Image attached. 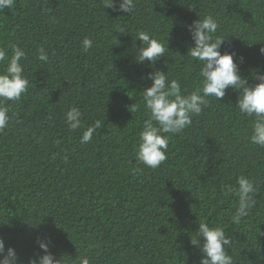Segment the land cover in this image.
<instances>
[{"label": "trees", "instance_id": "1", "mask_svg": "<svg viewBox=\"0 0 264 264\" xmlns=\"http://www.w3.org/2000/svg\"><path fill=\"white\" fill-rule=\"evenodd\" d=\"M135 2L129 16L103 9V0H15L0 11V47L24 48L20 63L29 81L20 101L9 102L17 115L0 131V238L25 264L45 237L65 264L82 255L92 264H198L190 239L206 220L231 237L234 264H264V148L246 139L252 118L233 108L237 92L210 98L172 136L156 169L135 159L147 118L140 92L151 84L141 77L167 71L185 93L199 84L181 25L212 15L217 35L227 38L220 52L244 57L240 74L251 86L253 72L264 70V0ZM138 31L168 48L151 68L134 62ZM84 38L93 41L87 52ZM40 47L48 63L37 60ZM71 107L81 110L85 128L101 121L86 144L83 129L70 131L64 122ZM241 174L259 186L257 204L233 224L237 197L223 193Z\"/></svg>", "mask_w": 264, "mask_h": 264}, {"label": "clouds", "instance_id": "2", "mask_svg": "<svg viewBox=\"0 0 264 264\" xmlns=\"http://www.w3.org/2000/svg\"><path fill=\"white\" fill-rule=\"evenodd\" d=\"M14 2L15 0H0V11L11 9ZM102 7L118 14L127 13L129 16L136 10V2L103 0ZM181 26L190 35L191 45L188 47L187 56L198 62L199 84L191 92L185 93L182 92L181 83L176 79H170L167 71H150L141 77L150 80L151 84L140 92L147 118L143 121L142 130L138 134L135 152L137 163L150 169L159 167L167 159L166 152L172 136L182 133L189 127L193 117L200 116L209 106L210 98L222 100L227 89L238 93L235 106L232 107L239 114L252 118L250 134L246 136L248 143L264 148V70L258 69L253 72V78L257 83L249 86L248 80L242 78L240 74V64L244 63V57L237 56L235 52L225 51L223 54L220 52V47L226 43L227 38L217 35L219 24L212 15L198 17L191 24ZM137 40L141 46L135 47L134 44L132 51L134 62L141 66L147 61V66L151 68L168 52L167 46L148 31H138L135 41ZM92 46L91 39L82 40L84 52ZM259 54L264 56V47L259 49ZM25 57L24 48L18 45L0 47V64L5 65L3 72L0 73V131L5 130L17 115L15 113L10 115L9 102L20 101L27 91L29 81L24 75V65L20 63ZM36 58L41 63L49 62V55L44 47L37 50ZM64 122L70 131L83 129L81 144L90 142L96 129L101 127V121L97 120L85 128L78 107H71L66 111ZM136 170L138 169H134ZM235 184V187L226 185L223 194L237 197L230 222L240 224L255 208L259 186L253 179L242 174L236 178ZM192 234L190 243L200 253L198 264H234L233 257L228 254L232 240L224 227L210 226L206 220H201ZM35 243L40 254L28 258L27 264H65L66 257L57 259L50 250L52 246L50 238H37ZM71 261L72 264H92V260L86 255ZM0 264H25L14 248H6L3 238H0Z\"/></svg>", "mask_w": 264, "mask_h": 264}]
</instances>
